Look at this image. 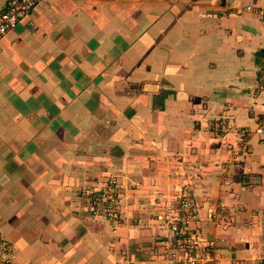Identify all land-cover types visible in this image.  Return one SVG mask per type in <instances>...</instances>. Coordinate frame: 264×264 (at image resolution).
Instances as JSON below:
<instances>
[{"label":"crops","instance_id":"obj_1","mask_svg":"<svg viewBox=\"0 0 264 264\" xmlns=\"http://www.w3.org/2000/svg\"><path fill=\"white\" fill-rule=\"evenodd\" d=\"M7 0H0V13ZM248 7L254 8L248 10ZM264 0H44L0 38V241L14 264H264ZM116 180L121 220L92 213Z\"/></svg>","mask_w":264,"mask_h":264},{"label":"built area","instance_id":"obj_2","mask_svg":"<svg viewBox=\"0 0 264 264\" xmlns=\"http://www.w3.org/2000/svg\"><path fill=\"white\" fill-rule=\"evenodd\" d=\"M44 0H7L5 9L0 13V38L15 27L21 20L32 14L38 3ZM248 10L254 8L248 7ZM256 13L264 21V9ZM264 74V58L262 60ZM264 134V127L258 130ZM92 213L95 216H104L110 222L121 220L120 194L116 180H109L103 189L92 199ZM198 209L192 187L184 186L175 200L169 216H160L173 233V243L170 254L171 260L183 259L184 264H204L205 256L212 259L211 251L214 242H209L206 254L201 255L202 239L198 230L192 229L197 220ZM15 251L9 243L0 241V264H14Z\"/></svg>","mask_w":264,"mask_h":264}]
</instances>
